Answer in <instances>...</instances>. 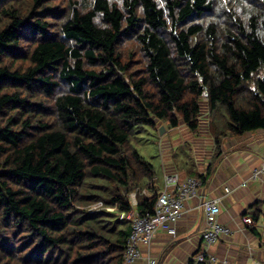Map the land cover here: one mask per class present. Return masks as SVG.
Masks as SVG:
<instances>
[{"label":"trees","instance_id":"obj_1","mask_svg":"<svg viewBox=\"0 0 264 264\" xmlns=\"http://www.w3.org/2000/svg\"><path fill=\"white\" fill-rule=\"evenodd\" d=\"M163 122L264 131V0H0V264H124Z\"/></svg>","mask_w":264,"mask_h":264},{"label":"crops","instance_id":"obj_2","mask_svg":"<svg viewBox=\"0 0 264 264\" xmlns=\"http://www.w3.org/2000/svg\"><path fill=\"white\" fill-rule=\"evenodd\" d=\"M163 135L154 189L142 192L146 198L165 190L166 175L177 174L179 182L206 178L197 196L183 202L182 215L174 225L175 234L158 230L148 245H139L141 258L129 264H145L149 259L156 264H194L205 228L200 204L207 199L219 201L217 221L230 231L208 252L228 264H264V170L253 176L264 167V131L221 139L215 153L206 123L195 132L180 124L166 128ZM244 218L254 224L245 225Z\"/></svg>","mask_w":264,"mask_h":264},{"label":"built area","instance_id":"obj_3","mask_svg":"<svg viewBox=\"0 0 264 264\" xmlns=\"http://www.w3.org/2000/svg\"><path fill=\"white\" fill-rule=\"evenodd\" d=\"M264 170V167L253 173V176ZM165 190L157 195L156 202L151 215L140 216L136 211L131 210L122 213L120 220L126 219L131 223V232L127 239L124 253V264L132 263L141 258L139 245H148L158 230H164L170 235L175 234L174 225L182 215L183 202L196 197L198 190L202 187L200 178H187L179 182L177 174L164 177ZM177 192H169V190ZM144 192V191H143ZM174 194V195H172ZM135 194L132 195V198ZM98 204L97 206H100ZM97 208V207H94ZM200 210L204 220L205 228L201 234L202 248L194 258V264H228L226 261H219L208 249L218 243L222 236L230 233L229 229L220 225L217 217L220 213L219 201L207 199L201 202ZM245 225H253L250 218H244ZM145 264H156V261L149 259ZM260 264V263H253Z\"/></svg>","mask_w":264,"mask_h":264},{"label":"rangeland","instance_id":"obj_4","mask_svg":"<svg viewBox=\"0 0 264 264\" xmlns=\"http://www.w3.org/2000/svg\"><path fill=\"white\" fill-rule=\"evenodd\" d=\"M130 48L131 47L127 45L125 47V52L129 53ZM223 113L224 114L226 113L225 110ZM215 114H217L216 121L217 122L221 121L222 120L221 115L223 114H221V112L218 113L216 112ZM157 126L158 129L157 128L154 129L149 126H144L141 129H135L128 142L129 145L133 149H135L138 152V154H140L144 158L146 162L150 163L155 170L159 169V165H160L159 161L161 156V146H160L161 139L159 135V128L164 127L165 131L166 128L167 130L170 129L168 122L158 123ZM133 194L134 193H131L129 195L130 199H134L136 197L135 196L134 198H132Z\"/></svg>","mask_w":264,"mask_h":264},{"label":"water","instance_id":"obj_5","mask_svg":"<svg viewBox=\"0 0 264 264\" xmlns=\"http://www.w3.org/2000/svg\"><path fill=\"white\" fill-rule=\"evenodd\" d=\"M164 132H165L164 127H160V128H159V134H160V135H163Z\"/></svg>","mask_w":264,"mask_h":264}]
</instances>
